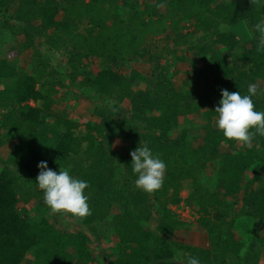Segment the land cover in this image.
Returning <instances> with one entry per match:
<instances>
[{
    "label": "trees",
    "instance_id": "obj_1",
    "mask_svg": "<svg viewBox=\"0 0 264 264\" xmlns=\"http://www.w3.org/2000/svg\"><path fill=\"white\" fill-rule=\"evenodd\" d=\"M0 18V130L12 150V167L0 169V264H94L92 237L111 244L112 236L110 264H176L179 250L178 264L188 256L200 264H264V136L237 149L214 113L222 89L244 95L249 84L264 85L253 28L264 20V0H0ZM155 34L173 46L153 53ZM195 35L211 40H189ZM58 54L68 73L54 68ZM146 56L156 65L144 89L131 65ZM65 81L88 92L94 120L58 108ZM253 101L264 111V87ZM119 141L123 164L110 151ZM145 142L167 163L163 186L151 194L135 188L131 166V151ZM40 161L88 182L91 215L37 214H49L36 186ZM216 163L213 181L203 180ZM23 180L32 184L20 194ZM187 187L208 248L172 240L185 225L172 206ZM63 221L66 230L58 227Z\"/></svg>",
    "mask_w": 264,
    "mask_h": 264
},
{
    "label": "clouds",
    "instance_id": "obj_2",
    "mask_svg": "<svg viewBox=\"0 0 264 264\" xmlns=\"http://www.w3.org/2000/svg\"><path fill=\"white\" fill-rule=\"evenodd\" d=\"M253 28L257 33L256 50L264 53V20H258ZM258 87L256 83L249 84L244 95L238 91L221 90L222 98L214 109L215 126L226 140L248 146L255 135L264 136V111L256 110L253 101ZM130 155L132 174L136 177L135 188L149 194L161 189L167 170L166 161L154 153L146 142L131 151ZM37 167L40 171L36 186L43 193V202L50 215L66 214L76 219L91 215L86 180L77 178L68 170L59 169L57 172L48 167L47 161H40ZM186 264H200V260L196 256H188Z\"/></svg>",
    "mask_w": 264,
    "mask_h": 264
},
{
    "label": "rangeland",
    "instance_id": "obj_3",
    "mask_svg": "<svg viewBox=\"0 0 264 264\" xmlns=\"http://www.w3.org/2000/svg\"><path fill=\"white\" fill-rule=\"evenodd\" d=\"M121 11L124 12V8L121 7ZM3 21L4 19L0 18V27L3 29ZM0 28V29H1ZM79 31L84 33V29L85 26L84 25H80L79 26ZM193 31L192 29H190V32ZM186 33V31L184 32ZM170 34V31H169ZM173 36V35H172ZM239 37L242 39L241 37V33L239 30ZM165 36L164 35H160V34H155L154 37H152L150 39V47H151V51L153 53H156L155 51V47H164V46H169L172 47L173 44L171 45L170 43L165 42ZM190 39H193L195 41H197V43H208L211 38L206 39V40H202L200 39V37L198 35H195ZM180 52H185L187 54H192L194 51L193 50H188L186 45H181L180 47ZM54 63V68L58 71V73L60 74H65L68 73L67 71L69 70L67 68V58L61 56V54H58L55 56V59L53 61ZM155 63V62H154ZM153 62H151L149 60V57L146 56L144 58H137L134 60V62L132 63L131 67L134 68L135 70H137L138 72L141 73V75L143 76V81L140 83L142 86V88H147L148 86L153 84L152 78H151V73L153 72V67L156 65ZM161 64H163L164 66L166 61L164 59H162L160 61ZM201 65V64H200ZM163 66V67H164ZM202 66V65H201ZM200 78V77H199ZM214 79V77H212ZM182 76L178 75L176 77V82L178 84V87L180 88L181 84H182ZM66 83V88L62 90V93L65 95L62 99L61 102H59V106L58 108L63 109V114L70 116V117H74L75 120H81V119H87L88 121L94 120V117H91L92 115L89 114L90 109L88 107L91 106V101L86 97V95H88V92L84 89H76L75 87L69 86L67 84V81H65ZM204 84H198L196 87V89H194V92H198L201 91L204 88ZM258 89L259 92H262V89L264 87L263 84H259L258 85ZM141 88V87H139ZM2 121L1 117H0V122ZM206 121L204 120V123ZM203 123V124H204ZM82 132L85 130L84 127L81 128ZM80 130V131H81ZM197 131V130H196ZM193 131V132H196ZM79 132V131H78ZM7 134L6 130L1 129L0 130V169H2L3 167H5L6 165L8 167H12V162H11V148L10 143L4 144L3 140H7V137H5V135ZM195 139L197 140L198 138H201V131H197L196 133H194ZM11 138V137H10ZM9 145V146H8ZM124 143L119 141L113 144V146L110 148V151L112 152L115 160L119 163V164H123V155H124ZM237 149L242 150L243 149V144L242 143H238L236 145ZM217 166L216 164H213L211 166L210 169L207 170V173H205V177L202 176L203 180H210L211 182L213 181V172L215 171V167ZM207 177V178H206ZM26 181V180H25ZM24 180L19 182V187L20 189V194L23 192V188H26L27 186H30L32 183L29 182H25ZM190 194V188L187 187L186 190H184L182 192V198H183V202L182 204L177 207V206H172V210L176 211L177 214L180 215V219L184 222V227L179 231V233H177L174 238L172 239L175 242L178 243H182V244H190L192 246H196V247H200V248H208L209 247V240H208V236H207V232L199 225L198 223V216L195 214L196 213V208L195 205L193 203L189 202V196ZM35 201H31V203L28 205V207H31V209L35 208ZM230 202H234L233 200H227V203ZM46 209V208H45ZM34 211V210H32ZM37 212V211H36ZM46 212H49L48 209H46ZM231 217H234L237 213H238V207L237 205H234L231 208ZM38 215H43L46 218L51 219L50 214H46L44 213V211H39L37 212ZM65 220H68L67 218H63ZM155 220V219H154ZM152 221L149 222L147 224V228H149L150 230H154V228L156 227L157 221ZM69 221V220H68ZM67 221H63V224L61 226H57L62 228V230H66V228L68 227V224H66ZM55 223V222H54ZM60 223V222H58ZM250 226V224H249ZM66 227V228H65ZM239 228H244L243 225L239 226ZM71 230H74L73 228H70ZM248 230L251 232L253 230V227H249ZM262 235H264V230L262 231ZM93 241L89 243L91 250H92V254L93 257H95V262L94 264H110V261L112 260L111 255L113 248L115 247V245L118 244V239L116 236H112V243L111 244H107L103 241L99 242L98 240H96L94 237H92ZM182 258V252L179 250L177 252V257L176 259L172 260V262L178 264L181 263L180 259Z\"/></svg>",
    "mask_w": 264,
    "mask_h": 264
}]
</instances>
